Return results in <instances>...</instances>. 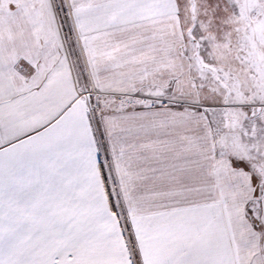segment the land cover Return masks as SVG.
Returning a JSON list of instances; mask_svg holds the SVG:
<instances>
[{"label": "snow or ice", "instance_id": "snow-or-ice-1", "mask_svg": "<svg viewBox=\"0 0 264 264\" xmlns=\"http://www.w3.org/2000/svg\"><path fill=\"white\" fill-rule=\"evenodd\" d=\"M0 264H264V0H0Z\"/></svg>", "mask_w": 264, "mask_h": 264}]
</instances>
